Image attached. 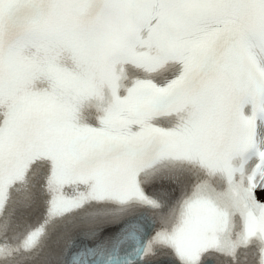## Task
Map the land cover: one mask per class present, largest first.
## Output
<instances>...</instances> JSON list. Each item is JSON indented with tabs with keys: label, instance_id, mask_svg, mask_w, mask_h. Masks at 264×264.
<instances>
[{
	"label": "snow or ice",
	"instance_id": "obj_1",
	"mask_svg": "<svg viewBox=\"0 0 264 264\" xmlns=\"http://www.w3.org/2000/svg\"><path fill=\"white\" fill-rule=\"evenodd\" d=\"M0 264H264V0H0Z\"/></svg>",
	"mask_w": 264,
	"mask_h": 264
}]
</instances>
